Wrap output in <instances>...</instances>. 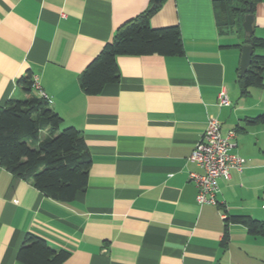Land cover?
Masks as SVG:
<instances>
[{"label":"crops","instance_id":"1","mask_svg":"<svg viewBox=\"0 0 264 264\" xmlns=\"http://www.w3.org/2000/svg\"><path fill=\"white\" fill-rule=\"evenodd\" d=\"M228 1L163 0L150 23L178 26L184 54L120 55V80L87 94L84 69L152 0H0V104L27 96L18 79L30 70L92 156L87 187L69 202L0 166V264H25L28 232L70 251L63 264H264V236L244 224L229 223L224 241L227 215L264 220V124L246 120L264 103L237 81L242 46L264 37V0L252 33L245 18L221 21ZM222 88L230 104L220 106ZM209 115L223 135L237 130L231 151L247 163L218 180L217 204H199L189 174L202 169L189 156Z\"/></svg>","mask_w":264,"mask_h":264},{"label":"trees","instance_id":"2","mask_svg":"<svg viewBox=\"0 0 264 264\" xmlns=\"http://www.w3.org/2000/svg\"><path fill=\"white\" fill-rule=\"evenodd\" d=\"M221 5V21L238 23L242 27L245 15L254 14L260 0H231ZM230 2V3H229ZM226 3V5H225ZM162 2L152 4L137 17L119 27L101 52L88 64L81 75V87L87 94H100L108 84L117 83L121 70L120 55L184 54V44L178 26L155 28L152 15ZM225 5V6H224ZM254 49L264 47V37L250 34L247 40ZM256 51V50H255ZM254 51L244 74H238L241 94L253 86H264V55ZM33 74L28 70L18 79L27 96L11 98L0 104V166L15 177L30 181L35 187L56 200L73 201L88 184L92 156L80 129L66 126L50 100L33 91ZM249 124H264V113L246 119ZM236 130V129H235ZM237 132V130H236ZM225 239L229 223H242L253 236H264V220L249 214H231L226 218ZM223 243V242H222ZM70 251L55 249L47 240L28 232L18 252L25 264H63Z\"/></svg>","mask_w":264,"mask_h":264},{"label":"built area","instance_id":"3","mask_svg":"<svg viewBox=\"0 0 264 264\" xmlns=\"http://www.w3.org/2000/svg\"><path fill=\"white\" fill-rule=\"evenodd\" d=\"M33 87L39 91V95L49 99L35 78ZM50 100V99H49ZM220 106L230 104L229 96L225 88L218 94ZM237 135L235 129H230L226 135L221 132V123L213 115L208 116V125L202 137L195 143L189 160L196 163L202 171H191L189 176L198 189L197 202L199 204H217V192L220 178L229 179L231 170L242 171L247 159L231 150L235 146L233 138Z\"/></svg>","mask_w":264,"mask_h":264},{"label":"water","instance_id":"4","mask_svg":"<svg viewBox=\"0 0 264 264\" xmlns=\"http://www.w3.org/2000/svg\"><path fill=\"white\" fill-rule=\"evenodd\" d=\"M163 0H154L155 4L161 3ZM254 14L248 13L245 15L243 26L249 33L253 32ZM254 53V47L251 44H245L242 46L241 63H240V74H244L251 63L252 55Z\"/></svg>","mask_w":264,"mask_h":264},{"label":"rangeland","instance_id":"5","mask_svg":"<svg viewBox=\"0 0 264 264\" xmlns=\"http://www.w3.org/2000/svg\"><path fill=\"white\" fill-rule=\"evenodd\" d=\"M235 29V28H234ZM236 30V29H235ZM243 33V32H242ZM245 33V32H244ZM263 51H264V47H258L257 49H256V54H260V55H264V53H263ZM254 88L253 89H251L252 90V92H254V94L255 93H258V95H259V97L261 98V100H262V103H264V86H253ZM250 90V91H251ZM63 128H65V127H62L61 129H63Z\"/></svg>","mask_w":264,"mask_h":264}]
</instances>
